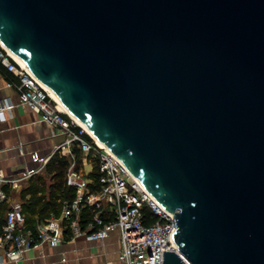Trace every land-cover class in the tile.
<instances>
[{"label": "water", "instance_id": "95a60500", "mask_svg": "<svg viewBox=\"0 0 264 264\" xmlns=\"http://www.w3.org/2000/svg\"><path fill=\"white\" fill-rule=\"evenodd\" d=\"M0 42L172 214L162 264H264V0H0Z\"/></svg>", "mask_w": 264, "mask_h": 264}, {"label": "built area", "instance_id": "2783aa9c", "mask_svg": "<svg viewBox=\"0 0 264 264\" xmlns=\"http://www.w3.org/2000/svg\"><path fill=\"white\" fill-rule=\"evenodd\" d=\"M0 67L17 80L10 84L18 105L36 113L38 121L49 128L50 137L61 138L47 155L29 152L31 165L15 173L0 172V203H7L0 222V255L15 262L24 251L42 244L56 247L79 237L100 241L116 230L120 264H162L163 251L176 249L172 214L158 204L114 154L87 139L83 129L59 109L45 86L1 43ZM11 107L0 99L1 119ZM78 154L81 166L77 164ZM54 155L67 160L64 183L74 189V196L58 200V216L51 214L30 226L21 202L9 200L10 191L42 173ZM86 165L89 170L84 172L82 167ZM84 207L91 212L87 220L81 217Z\"/></svg>", "mask_w": 264, "mask_h": 264}, {"label": "crops", "instance_id": "0c3cea01", "mask_svg": "<svg viewBox=\"0 0 264 264\" xmlns=\"http://www.w3.org/2000/svg\"><path fill=\"white\" fill-rule=\"evenodd\" d=\"M10 78L0 69V99L12 105L0 118V172L15 173L31 165L29 152L47 155L60 137H50V130L38 121V115L18 105ZM13 80V79H12ZM119 237L116 230L100 241L83 237L64 241L56 247L46 244L24 251L15 262L0 255V264H120L117 259Z\"/></svg>", "mask_w": 264, "mask_h": 264}, {"label": "trees", "instance_id": "16d2710c", "mask_svg": "<svg viewBox=\"0 0 264 264\" xmlns=\"http://www.w3.org/2000/svg\"><path fill=\"white\" fill-rule=\"evenodd\" d=\"M0 69H2L8 77H12L10 78V83L17 82L16 78L6 72L4 68L0 67ZM84 136L89 139L86 135ZM66 165L67 160L65 157L54 155L45 165L42 173L29 179L23 188L20 185V197L29 195L28 200H20L28 225H33L36 220L48 218L51 214L58 216L60 212L58 200L71 199L74 196V189L65 186L64 183ZM45 174L48 175V183L45 179ZM5 210L6 205L0 203V222L3 220ZM1 211H3V213ZM90 215L91 212L87 207L82 208V219L87 220Z\"/></svg>", "mask_w": 264, "mask_h": 264}, {"label": "bare ground", "instance_id": "6f19581e", "mask_svg": "<svg viewBox=\"0 0 264 264\" xmlns=\"http://www.w3.org/2000/svg\"><path fill=\"white\" fill-rule=\"evenodd\" d=\"M1 43V42H0ZM2 46H4L2 43H1ZM5 47V46H4ZM12 55V54H11ZM13 56V55H12ZM13 58L22 66L26 67L20 60H18L17 58H15L13 56ZM27 68V67H26ZM46 88V87H45ZM46 90L48 91L50 97L57 103L59 109L65 113L66 115H68L72 121L77 125L79 126L80 128L83 129V131L90 137L92 138V140L95 142L96 145H98L99 147L101 148H104L105 150L109 151L107 149L106 146H104L100 141H98V139L90 132L88 131V129H86V127L76 118L74 117L67 109L66 107L62 104V102L60 101V99L52 92L50 91L49 89L46 88ZM110 152V151H109ZM113 154V153H112ZM143 187V186H142Z\"/></svg>", "mask_w": 264, "mask_h": 264}, {"label": "rangeland", "instance_id": "374dc122", "mask_svg": "<svg viewBox=\"0 0 264 264\" xmlns=\"http://www.w3.org/2000/svg\"><path fill=\"white\" fill-rule=\"evenodd\" d=\"M79 127V126H78ZM85 135L87 136V137H89L86 133H85ZM89 139H92V138H90L89 137ZM77 164L79 165L80 164V158H79V154H78V158H77ZM80 166H81V164H80ZM82 169H83V171L84 172H87L88 170H89V165H86V166H83L82 167ZM45 176V179H46V181H47V183L49 182V180H48V175L47 174H45L44 175ZM21 186H22V188L26 185V182H23V183H21L20 184ZM19 185V187H17V188H15V189H13V190H11L10 191V193H11V195H10V201H13V200H18V201H20V200H28L29 199V195H26V196H24V197H20V193H19V191H20V186ZM9 201V202H10ZM6 206H7V203H4ZM4 210V209H3ZM2 213H3V211H1ZM1 213V214H2Z\"/></svg>", "mask_w": 264, "mask_h": 264}]
</instances>
